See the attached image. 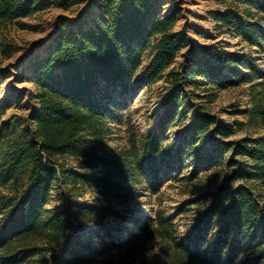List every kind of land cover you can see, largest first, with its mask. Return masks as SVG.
Instances as JSON below:
<instances>
[{
    "label": "trees",
    "instance_id": "1",
    "mask_svg": "<svg viewBox=\"0 0 264 264\" xmlns=\"http://www.w3.org/2000/svg\"><path fill=\"white\" fill-rule=\"evenodd\" d=\"M80 1L0 0V27L53 5L70 11ZM158 1L93 0L59 26L46 55L32 64L38 107L31 119L3 121L0 104V264H117L114 251L125 244L146 248L163 264H264V134L232 140L264 133V70L221 47L191 51L181 71L170 72L156 127L140 135L126 120V146L105 150L112 125L123 119L109 107L113 95L155 84L189 46L175 33L176 11L160 16ZM222 2L224 10L214 13L220 34L262 48L264 0ZM247 83L253 84L246 121L230 126L203 107L188 121L194 103L184 88L207 93ZM177 126L178 140L165 145L163 136ZM191 161L193 177L213 171L221 179L196 201L187 232L157 210L139 224L140 235L120 242L103 226L118 216L114 209L76 201L88 190L121 205L159 194L164 166L181 170ZM84 227L98 230L83 240L76 231Z\"/></svg>",
    "mask_w": 264,
    "mask_h": 264
},
{
    "label": "rangeland",
    "instance_id": "2",
    "mask_svg": "<svg viewBox=\"0 0 264 264\" xmlns=\"http://www.w3.org/2000/svg\"><path fill=\"white\" fill-rule=\"evenodd\" d=\"M93 0H81L70 11H64L58 6H51L47 10L35 12L27 18L19 19L9 26L0 27V104L6 108L3 121L13 118L31 119L37 109V103L31 99L35 92L31 82L32 64L36 58L46 55L59 26L78 19L80 15L91 8ZM96 3L99 0H94ZM223 1V0H222ZM222 1L218 0H160L156 2L158 14L166 16L175 10L178 23L175 33L187 38L188 48L182 51L173 66L163 77L153 85L130 89L126 94L118 91L108 102L115 114H121L122 122L112 125V134L107 141L106 151H117L128 143L130 132L126 120H131L134 131L140 135H147L163 117L165 103L170 89V72H180L186 57L192 55L202 46L221 47L227 53L236 54L244 60L264 70V45L250 47L235 34L221 33L217 29L214 13L224 10ZM98 8L95 10L97 14ZM82 19V18H81ZM91 19V18H90ZM89 19V20H90ZM88 20V21H89ZM88 26H86L87 28ZM10 49V56L6 50ZM152 57L148 54L144 58V67L148 66ZM240 71L245 66L239 65ZM247 83L234 85L228 89H214L203 93L194 87L184 88L186 94L194 103L188 121L193 117L198 107H203L220 122L234 125L237 121H246L245 112L251 107V85ZM211 95V96H208ZM183 131L177 126L165 133L163 142L169 145L178 140ZM264 134L263 131L239 133L232 138L236 141L247 135ZM210 146L209 139L206 140ZM70 165L79 167V161L69 159ZM188 162L181 170L164 166V186L159 194L145 196L140 200L121 205L119 202H108L97 192L88 190L82 199L76 200L87 205H102L111 207L116 212L113 218L105 222L104 228L114 239L128 243L135 235H140L139 224L147 218L154 217L157 210H163L168 219L174 221L181 232H187L196 218V201L207 192L214 191L218 185L219 172H203L193 177L194 167ZM176 163H173L175 166ZM150 195V196H149ZM55 201L50 207H54ZM189 209L184 213L185 209ZM91 234L98 230L84 227ZM87 235H79L83 240ZM116 249L113 259L117 264H163L156 254L151 255L146 248L139 245L125 244Z\"/></svg>",
    "mask_w": 264,
    "mask_h": 264
},
{
    "label": "water",
    "instance_id": "3",
    "mask_svg": "<svg viewBox=\"0 0 264 264\" xmlns=\"http://www.w3.org/2000/svg\"><path fill=\"white\" fill-rule=\"evenodd\" d=\"M77 235H86L88 233V230L86 229H80L76 231Z\"/></svg>",
    "mask_w": 264,
    "mask_h": 264
}]
</instances>
